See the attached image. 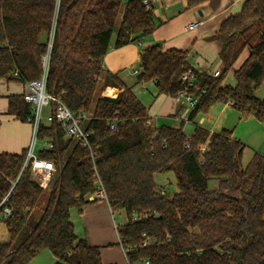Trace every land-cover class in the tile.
Listing matches in <instances>:
<instances>
[{
	"label": "trees",
	"instance_id": "trees-1",
	"mask_svg": "<svg viewBox=\"0 0 264 264\" xmlns=\"http://www.w3.org/2000/svg\"><path fill=\"white\" fill-rule=\"evenodd\" d=\"M203 3L214 12L221 6V0H187V7ZM157 27L155 6L146 8L143 0H0V78L25 85L47 67L48 94L72 113L89 115L81 125L93 145L69 138L56 118L41 122L38 139L54 146L38 156L58 168L49 188L38 184L30 165L22 170L27 149L0 152V222L8 229V240L0 241V264H29L47 249L54 264H105L101 247L76 233L71 215V209L81 212L97 201L90 197L99 181L112 212L127 214L117 232L130 264H264V155L256 151L244 166L246 143L232 129L212 133L196 125L187 134L183 127L153 125L133 87L104 70L115 32L119 48ZM214 38L223 43L219 75L197 72L185 50L156 45L142 48L135 84L152 81L159 94L176 97L192 68L190 92L198 104L190 120L216 103H230L241 118L264 121V99L257 96L264 80V0H244ZM245 49L250 53L234 70L236 85L224 84ZM7 98L8 114L33 123L25 94ZM49 107L55 114L59 103ZM114 122L116 132L110 128ZM165 172L175 174L178 191L159 186L156 175ZM6 207L12 211L7 218Z\"/></svg>",
	"mask_w": 264,
	"mask_h": 264
},
{
	"label": "crops",
	"instance_id": "crops-1",
	"mask_svg": "<svg viewBox=\"0 0 264 264\" xmlns=\"http://www.w3.org/2000/svg\"><path fill=\"white\" fill-rule=\"evenodd\" d=\"M243 2L244 0H221V6L219 10L214 12L211 9L209 3H203L199 6L189 8L187 7V0H156L154 6L156 9V21L158 24L157 29L152 35L143 38L140 42L134 41L123 47L117 48L115 47V40L111 41L110 49L103 58L104 70L106 72L109 71L112 73H118V75L121 77L124 70L127 68H132L136 65L138 67V69L135 68L134 70L136 73V71H139L140 69V52L142 48L156 46L161 43V48H163V50L175 48L189 52L190 63L197 72H207L209 74H214L216 71H221L223 68V60L221 59L220 51L222 49L223 43L221 40L215 39L214 36L219 30L222 21L228 15L237 14L241 11ZM235 4L238 5V8L240 9L235 8ZM240 5L241 7H239ZM200 11L202 14H200ZM196 22H201L198 27L190 31L186 30L189 24ZM248 55L249 54H245L243 57L240 55L234 64V67L238 69L248 57ZM226 79L224 81V84L226 85L235 86L237 83L236 79L234 84L227 82ZM13 94H25V85L17 81L11 82L5 78L4 80H0V152L20 154L28 148L31 142L33 135V124L31 122L21 121L14 115L8 114L9 101L7 96ZM175 99V97L163 93L155 98L156 102L153 114H159L161 116L158 120L159 125H162L161 119L169 117L180 120L182 125L186 124L188 121H191L192 130L191 133L188 134H192L196 125H205L204 127L208 128L212 133L218 132L214 131L212 127L206 125L212 118L210 115L202 117L200 121L190 120L191 111L189 110L183 117L181 115V110L185 109L184 107H186V104L185 102ZM226 106L233 107L230 103H224V107ZM47 108H49V110L47 111V114H45V116H47L46 121H42L46 125L50 124L48 116L51 111L50 107ZM150 108L148 107L149 114L153 122V116L150 113ZM239 119H241V117ZM153 125H155L154 122ZM182 125H172V127H182ZM102 210H104L106 219V215H108V221L110 220V223L111 219L109 211H111L113 224L117 231L118 225L114 218V213L112 212L106 199H97V201L84 205L80 212V216L83 217L84 221L87 223V226L94 227V217L98 211ZM77 211L79 212L78 208ZM2 232L3 226L0 223V234ZM85 233L88 238L87 240L91 245L101 247L102 259L105 264H124L122 253L125 255V252L120 243L121 240L119 235H117L118 241H109L103 235H96V233H94V231H90L88 227H86ZM7 240L8 229L7 237L0 241ZM112 245H115V247L113 248ZM42 253H48L47 258L51 261V264L55 263V257L50 250H44ZM31 263L32 261L30 264ZM127 263L130 264L129 262Z\"/></svg>",
	"mask_w": 264,
	"mask_h": 264
},
{
	"label": "rangeland",
	"instance_id": "rangeland-1",
	"mask_svg": "<svg viewBox=\"0 0 264 264\" xmlns=\"http://www.w3.org/2000/svg\"><path fill=\"white\" fill-rule=\"evenodd\" d=\"M234 7L238 8V5L235 4ZM239 7H241V5ZM116 36L117 33L115 32L113 34L112 41L113 40L116 41ZM245 54H249V49L247 50L245 49L241 54V56L243 57L245 56ZM135 68L138 69V67L135 65L132 68H127L126 70H124L121 75V78L128 86L133 87L134 92L136 93V95L139 97V99L142 101L144 105H146L149 108L151 107L150 113L153 116L154 124L158 127L162 126L163 124H167L171 126L172 125L181 126L182 122L180 120H176L175 118H169V117L161 119L162 125L158 124V120L161 116L159 114L158 115L153 114V111L155 109V102H156L155 98L160 94L158 93V90L152 81L142 82L135 85L137 80V74L134 72ZM235 69L236 68L233 66V68L229 71V73L226 76L227 78L226 81L232 84L235 83V77L233 73ZM0 80H4V78H0ZM103 90L105 91V89ZM100 93H101V89L97 91L95 95V100L98 99L100 96H102V94ZM257 96L264 99V80L260 85L259 89L257 90ZM175 98H176L175 100L180 101L177 97ZM184 108H185L184 110L183 109L181 110V115L183 117L186 115V112L189 111L187 107ZM48 110L49 108H47V106L43 110V114H42L43 122L46 121L47 116H45V114H47ZM208 115L212 116V118L210 122L206 124L207 126L212 127L214 131H220L223 128L232 129L233 135L239 138L244 143H246V148L244 150L243 160H242L244 166L248 164L255 151L260 152L264 155V121H259L258 119L252 116L239 119L240 118L239 112L234 107L231 106L224 107V103L214 104L210 108L208 113H204V112L199 113L195 118V120L200 121L202 117ZM182 127H184V130L187 134L191 133L192 122L188 121L186 124L182 125ZM156 181L159 184V186L166 187V190H168L169 193H174L175 191L179 190L178 181L173 172H165V173L157 174ZM211 185L215 186V183L212 182ZM42 210H43V204L39 205V207L34 211L35 220H38V218L42 213ZM109 215H110L111 223L110 220L108 221V215H106L107 219L105 218L104 210L98 211V213H96L94 217L95 226L91 227V226H87V223L84 221L83 217L80 216V211L79 212L77 211V208L72 209V221L75 223L76 231L79 236H84L87 238L85 230L86 227H88V229H90V231H94L96 235L97 234L103 235L109 241H114V240L118 241V236H117L118 234L113 224V219H112L113 217L111 211H109ZM114 218L116 220L117 225H121L127 221L128 217L126 212L122 210V211L114 212ZM0 223L3 226V232L0 234V240H3L4 238L7 237V229H6V224L4 222L1 221ZM112 247L114 248L115 245H112ZM47 254L48 253L41 252L38 256H36V258L32 260L31 264H51V261L47 258ZM122 257L124 260V264H128L127 263L128 261L126 260L124 253H122ZM133 264H140V263H133Z\"/></svg>",
	"mask_w": 264,
	"mask_h": 264
},
{
	"label": "built area",
	"instance_id": "built-area-1",
	"mask_svg": "<svg viewBox=\"0 0 264 264\" xmlns=\"http://www.w3.org/2000/svg\"><path fill=\"white\" fill-rule=\"evenodd\" d=\"M156 0H143L146 8H151L154 6ZM201 22L191 23L187 26L186 30L190 31L195 29L200 25ZM48 57H44L43 61L46 65L48 63ZM138 73V71H136ZM220 71L214 73L215 76L219 75ZM47 81V67L43 76L39 80L30 81L25 84V96L28 102L32 104L33 111V135L31 142L27 148L26 159L23 165V169L27 168L29 165L32 168V174L34 179L43 188H49L54 174L57 172V166L52 160L42 159L38 156L40 150L52 149L53 143L50 139H45L40 141L37 137L39 125L42 122V114L44 108L50 106L51 101H57L59 103V108L55 114L51 113L48 116V120L51 122L54 118L60 121L66 130V134L69 138L78 139L82 147H87L92 149L93 145L90 142L91 132L85 130L81 122L85 121L89 115L86 113H72L58 98L53 97L48 94L46 90ZM182 81L186 84L184 89L179 90L177 98L180 101L186 103L188 110H193L198 104V97L190 92L194 82L196 81V73L192 68H189L187 72L182 76ZM112 131H117V125L112 123L110 125ZM93 157V154L91 155ZM16 182H14L15 184ZM91 199H106V192L99 181V189L96 194L90 197ZM8 200V195L3 199L1 205L6 204ZM12 211L9 207H6L3 211L2 216L7 218L11 215ZM136 220V217L134 216ZM144 243V245H146ZM148 264V262H145Z\"/></svg>",
	"mask_w": 264,
	"mask_h": 264
},
{
	"label": "water",
	"instance_id": "water-1",
	"mask_svg": "<svg viewBox=\"0 0 264 264\" xmlns=\"http://www.w3.org/2000/svg\"><path fill=\"white\" fill-rule=\"evenodd\" d=\"M200 14H202V12H201V11H200ZM158 46L162 47V44H161V43H159V44H158Z\"/></svg>",
	"mask_w": 264,
	"mask_h": 264
}]
</instances>
